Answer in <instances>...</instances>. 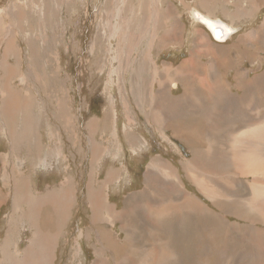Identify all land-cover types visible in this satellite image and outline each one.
Segmentation results:
<instances>
[{
	"label": "rangeland",
	"instance_id": "rangeland-1",
	"mask_svg": "<svg viewBox=\"0 0 264 264\" xmlns=\"http://www.w3.org/2000/svg\"><path fill=\"white\" fill-rule=\"evenodd\" d=\"M199 12L228 18L233 38L217 44ZM5 25L20 54L8 55L17 68L7 81V42L0 47V264H27L46 240L38 264H264V222L251 206H264V176L243 174L228 157L230 134L238 140L264 121L260 0H0ZM7 86L25 109L2 112ZM245 148L264 160L263 143ZM24 171L29 193L58 189L48 193L58 205L32 213L13 199ZM201 182L221 193L220 205Z\"/></svg>",
	"mask_w": 264,
	"mask_h": 264
},
{
	"label": "bare ground",
	"instance_id": "bare-ground-1",
	"mask_svg": "<svg viewBox=\"0 0 264 264\" xmlns=\"http://www.w3.org/2000/svg\"><path fill=\"white\" fill-rule=\"evenodd\" d=\"M23 6V5H22ZM27 6V5H26ZM194 18L199 22V23H201V24H203L204 26H206L207 27V29L209 30V33L212 35V37L214 38L213 40L215 41V42H218V43H225L226 41H228L231 37H233V35H234V33H235V31H236V28L235 27H233V26H231V25H229L228 23H226V22H224V21H222V20H219V19H215V18H210V17H208V16H206V15H204V14H201V13H195L194 14ZM12 25H5V27L4 28H1L0 27V47H1V45H2V43H5V42H7L6 43V46H5V54H4V58H3V68H4V70H5V72H6V74H5V76H4V78L7 80V81H11V78H12V76H13V74L14 73H10L11 71H13V70H15L17 67H16V65H12L8 60H7V58H8V55H9V53L10 52H14V51H16L15 50V41H14V36L13 35H11L12 33H11V30H13L12 29V27H11ZM11 35V36H10ZM226 39V40H225ZM17 47V46H16ZM19 47V46H18ZM3 51V50H2ZM12 54V53H11ZM15 54H20V50L19 51H16L15 52ZM31 56H33V54L31 55ZM119 57H120V55H118ZM38 57H39V55H38ZM40 58V57H39ZM41 59V58H40ZM119 62H120V58H119ZM239 73H241V72H239ZM31 74H32V77H34L35 76V74H36V71H31ZM260 76V75H259ZM262 77H260L261 78V82H263L264 81V75H261ZM258 78V77H257ZM22 79L26 82V84L28 85V86H30V83H29V78L27 77V76H23L22 77ZM257 80V79H256ZM258 81V80H257ZM6 82V81H5ZM170 81L168 80V83H169ZM262 84H264V83H262ZM162 85H163V83H162ZM250 85V84H249ZM248 85V86H249ZM173 87H175L176 85L175 84H173L172 85ZM43 88H44V85L42 86ZM262 87V86H261ZM250 88V87H249ZM5 89V88H4ZM20 89V88H19ZM9 89H8V86L6 87V90H5V92H6V94L4 93V101H3V111L2 112H4L5 114H7L8 112H9V110H11V111H17V110H19V109H21V110H23V109H25L26 108V102H25V99L24 98H20V95L17 93V92H15V93H13L12 91L11 92H9L8 91ZM261 90V89H260ZM27 93V92H26ZM204 95L206 96V97H208V93H207V91H204ZM209 96H213L212 94H210L209 93ZM252 96V95H251ZM263 96H264V86H263ZM187 97V94H185V96L183 97V99L184 98H186ZM247 98H250V91L249 90H247V85L245 86V89H244V93L242 94V97H241V99H240V101H241V104H242V107L243 108H245L247 105L246 104H248V102L249 101H247L246 102V99ZM175 103L176 102H178L177 100H174V99H172ZM248 100V99H247ZM155 104V103H154ZM1 106V105H0ZM237 109V108H236ZM27 110V109H26ZM238 110V109H237ZM170 110L169 109H167V110H165L164 111V113L165 114H167L168 112H169ZM226 115L224 116V119H225V121H226V126H227V129L229 130V132H232V130H231V128H232V126L236 123V121H235V119H234V117H230L229 116V114L228 113H231V110H229V109H226ZM262 112H264V105H263V107H262ZM14 113V112H13ZM234 113H235V110H234ZM239 117V116H238ZM246 118H248V116L246 115V114H243V119H242V121L243 122H245V120H246ZM205 119V118H204ZM220 120H221V118H220ZM9 122V121H8ZM11 122V121H10ZM247 124V123H246ZM252 124V123H251ZM209 126V125H208ZM249 126H250V124H249ZM248 127V126H247ZM242 129V128H241ZM93 130V129H92ZM247 131L246 132H242V137L241 138H239V136H238V140H240V141H238V140H236L235 138H234V136H233V134H230V136H229V143H230V145L232 144V146L234 147L233 149H234V152H230V156H228L230 159H231V162H235V163H238L239 165L241 164L243 167H244V171H243V174H244V172L246 173L247 172V174H252V175H254V177H256L257 175H263L264 176V160H261L258 156H257V151H256V153H254V152H251L250 150H248V149H246L245 147L247 146V148H248V145H261L262 143H263V146H264V142H263V138H264V121L263 122H261L260 124H258V125H255V126H253V125H251V127L249 128V129H246ZM243 131H245V130H243ZM117 133V132H116ZM234 133H237V132H234ZM113 134V133H112ZM236 135V134H235ZM238 135H240V134H238ZM181 138H183V136L181 137ZM237 138V137H236ZM253 138V140L251 141V139ZM189 141V140H188ZM243 143H242V142ZM251 147V146H250ZM249 147V148H250ZM259 147V146H258ZM261 147V146H260ZM252 148H253V146H252ZM251 148V149H252ZM254 149V148H253ZM259 149H261V148H259ZM263 150V149H262ZM260 151V150H259ZM258 151V152H259ZM210 153H211V151H210ZM222 154V152L220 151V152H218L217 154H216V156H219V155H221ZM261 154V153H260ZM196 156L197 157H195V158H198L197 159V161H199V157H198V154H196ZM263 157V156H262ZM191 160H193V159H191ZM194 162H195V164H196V159L194 160ZM208 163L209 164H211L212 165V163H211V161H210V159L209 158H207V160L205 161V163H204V166L206 167V166H208ZM190 166H191V170H190V173H191V179H198V178H196V176H195V165L192 163V164H189ZM235 166V165H234ZM114 167V166H113ZM211 168V167H210ZM239 168V167H238ZM214 169V168H213ZM235 169H236V167H235ZM207 172V171H206ZM205 172V173H206ZM239 172H242V169L240 168V170H239ZM215 173V172H214ZM229 174V173H228ZM242 174V173H241ZM150 176H151V172H150ZM217 176H219V175H217ZM239 176V175H238ZM154 177H157L155 174H154ZM264 178V177H263ZM262 178V179H263ZM153 179V178H152ZM151 179V180H152ZM218 179V178H217ZM253 181H254V183H256V180H255V178L253 179ZM258 181V180H257ZM66 182L67 183H71V180H70V178H68V179H66ZM155 182H156V184L155 185H157V183H158V181H156L155 180ZM222 183V182H221ZM24 185H25V183H24ZM152 185V184H151ZM154 185V186H155ZM206 185V184H205ZM21 186V185H20ZM153 186V187H154ZM206 186H208V185H206ZM148 187V186H147ZM25 188V187H24ZM211 188V187H210ZM210 188H201L202 190H204V191H206L207 190V192H206V195L209 197V198H211V200H212V202H214L216 205H218L219 204V202L217 201L218 200V198L220 197L221 198V196H219V195H217V194H215V192H216V190H214L215 188H213V190H212V192H210L209 191V189ZM19 189V188H18ZM154 190H155V188H154ZM66 191H62V193H65ZM69 192V190L67 191V193ZM52 194H53V192H51ZM89 193H91V190L89 189ZM221 194V193H220ZM49 195V194H48ZM69 195V194H68ZM257 196H260V197H264V190H263V192H261V193H257ZM23 197V196H22ZM21 197V198H22ZM25 197V196H24ZM41 197V196H40ZM56 197V195H50V197L48 198H44V199H40V200H37V203L35 204V208H36V210H38L39 211V209L41 208V206H45V205H51V204H56V205H58L57 204V202L56 201H54L55 199L58 201V199L57 198H55ZM186 197V196H185ZM187 198V197H186ZM13 199H16V198H13ZM38 199V198H37ZM148 199V198H147ZM185 199V198H184ZM16 200H19V199H16ZM22 200V199H21ZM61 200H62V198H61ZM23 201V200H22ZM184 201V200H183ZM19 202V201H18ZM17 202V203H18ZM225 202H227V203H229V204H235L236 203V201H234V200H228V201H225ZM246 202H248L247 200H246ZM253 202V201H252ZM184 203V202H183ZM185 204V203H184ZM256 204V202H253V203H251V206H252V208H255V209H258V211H259V213H260V221L261 222H264V206H261L260 204H258L257 206L255 205ZM199 205V204H198ZM220 205V204H219ZM15 206V205H14ZM64 205H62V203H61V201H60V203H59V208H62ZM197 206V205H196ZM16 207V206H15ZM68 209V208H67ZM35 210V209H34ZM199 210V209H198ZM67 211V210H66ZM37 212V211H36ZM66 213V212H65ZM47 215V214H46ZM243 221H244V219H242ZM258 221H259V218L257 219ZM58 221V220H57ZM227 221V220H226ZM232 224H234V223H232ZM41 225H42V223H41ZM254 229V228H253ZM246 230V229H245ZM256 230V229H255ZM43 233V232H42ZM45 233V232H44ZM43 233V234H44ZM48 233V232H47ZM258 233V232H257ZM260 233V232H259ZM246 235V234H245ZM252 235V234H251ZM260 235V234H259ZM35 236L37 237V234H35ZM261 236V235H260ZM263 236V235H262ZM261 236V237H262ZM264 237V236H263ZM45 238V237H44ZM43 238V239H44ZM108 239H112V236H110V234H109V236H108ZM256 239V238H255ZM238 243H239V241L240 240H242V241H244V242H246V237L244 236V235H240V237H238V238H236L235 239ZM7 241V240H6ZM121 241V240H120ZM45 245H43L42 246V248H41V245L39 246V248H41V249H39L38 250V252L36 253H33V255L30 257V258H28V260H29V262L27 263V264H38V260H41V256L43 255V252H44V249H45V247H46V244H48L49 243V241L48 240H46L45 242ZM10 244V243H9ZM39 244V243H38ZM244 244H246V243H244ZM249 244V243H248ZM241 245V244H240ZM259 245V244H258ZM116 246V245H115ZM260 246V245H259ZM5 247V246H4ZM121 247V246H120ZM243 247V246H242ZM245 247V246H244ZM261 247V246H260ZM2 248V247H1ZM29 248V247H28ZM31 248V247H30ZM108 248V247H107ZM112 248V247H111ZM240 248V247H239ZM248 247H246V249H247ZM262 248V247H261ZM27 249V248H26ZM109 249V248H108ZM112 249H114V248H112ZM111 249V250H112ZM121 249V248H120ZM240 249H243V248H240ZM245 249V248H244ZM249 249V248H248ZM5 250V249H4ZM29 250H31V249H29ZM116 250V249H115ZM126 250V249H125ZM253 250V249H252ZM124 251V250H123ZM263 250L262 249H259V248H257L256 249V251L255 252H262ZM22 252V251H21ZM166 253H164L163 254V257H162V259H166V256L168 255V257L169 258H171V256H172V253L171 252H168V249H167V251H165ZM244 252H246V250L244 251ZM244 252H243V254H244ZM248 252V251H247ZM7 253V252H6ZM23 253V252H22ZM30 253V252H29ZM32 253V252H31ZM114 253H115V251H114ZM118 253H120V252H118ZM123 253V252H122ZM256 253V254H257ZM121 254V253H120ZM242 254V253H241ZM240 254V255H241ZM252 254H253V252H252ZM259 254V253H258ZM257 254V255H258ZM9 255V254H8ZM245 255V254H244ZM249 255V254H248ZM254 255V254H253ZM28 256V255H27ZM119 256V255H118ZM122 256V255H121ZM120 256V257H121ZM226 256V255H225ZM26 256H24V258H25ZM150 257V256H149ZM245 257V256H244ZM8 258V257H7ZM232 258H234V256L232 257ZM237 258H239V257H237ZM235 259H236V257H235ZM257 259V258H256ZM11 260V259H10ZM147 260H151V259H146V261ZM173 260V259H172ZM234 260V259H233ZM238 260V259H237ZM13 261V260H12ZM11 261V262H12ZM229 261V260H228ZM235 261V260H234ZM239 261V260H238ZM222 262V261H221ZM15 263V262H14ZM24 263V262H23ZM22 263V264H23Z\"/></svg>",
	"mask_w": 264,
	"mask_h": 264
},
{
	"label": "crops",
	"instance_id": "crops-1",
	"mask_svg": "<svg viewBox=\"0 0 264 264\" xmlns=\"http://www.w3.org/2000/svg\"><path fill=\"white\" fill-rule=\"evenodd\" d=\"M261 1V3H263V5H264V0H260ZM256 5H258V3L256 4ZM243 10H244V8L242 9V12H243ZM246 11H249V9H246ZM241 12V13H242ZM200 13V12H199ZM202 14V13H201ZM234 13L233 12H231V15L229 16L228 15V17H231L232 15H233ZM212 15V14H211ZM248 15H250V14H248ZM206 16H208V17H213V18H215V19H219V18H217L216 16H210V14H208V15H206ZM220 17V16H219ZM222 19H224V20H222V21H224V22H226V23H228L229 25H231V26H233L234 27V25L232 24V23H229L228 22V18H226V17H221ZM249 18V17H248ZM250 19V18H249ZM219 20H221V19H219ZM250 21V20H249ZM248 23V26H249V24H250V22H247ZM212 38V37H211ZM233 38V37H232ZM231 39V38H230ZM229 39V40H230ZM204 40V39H203ZM213 40V39H212ZM204 42H208V41H205L204 40ZM228 41H226L225 43H227ZM217 44H224V43H218V42H216ZM240 45V44H239ZM238 49H240V48H238ZM226 59V58H225ZM228 61V60H227ZM202 158H199V160H201ZM207 159H205L204 160V163H205V161H206ZM15 168V167H14ZM13 170V169H12ZM23 170V169H22ZM20 174V173H19ZM19 174L18 175H16L17 176V178L18 177H20L19 176ZM27 172L26 171H24V172H22V175L26 178V181L27 182H21V183H18V182H14V188H15V193H14V195H15V198L16 199H19V200H17V201H19V203H22V204H24V205H26V206H28V208L30 209V211H32L33 210V212L32 213H34V209H35V202L37 201V200H40V199H42V198H44V197H50V195H48V193H51V192H53V191H57L58 189H56V190H51V191H48L45 195H43L42 197H40V198H35L34 197V194H30L29 193V191H28V188H27V185H30L29 184V182L31 183V185H32V187L34 186V184L32 183V181H31V179L27 176ZM7 175H10L9 173H7V172H5V177L7 176ZM195 176H196V178H197V174H196V172H195ZM1 177H3V175H2V173H0V178ZM68 178H70V177H66L65 178V181H66V179H68ZM28 180H29V182H28ZM24 183H25V185H24ZM211 184V182H201V183H199V187H201V188H204V185L206 184V185H208V184ZM66 184V183H65ZM21 185V186H20ZM25 187V188H24ZM215 187H217L216 185H215ZM19 188V189H18ZM200 188V189H201ZM1 189V188H0ZM216 190V189H215ZM201 191H202V189H201ZM182 192V191H181ZM203 192V191H202ZM218 193V194H217ZM205 194V193H204ZM215 194H217V195H219V196H221L222 197V195L218 192V191H216L215 192ZM206 195V194H205ZM23 196V197H22ZM25 196V197H24ZM185 196V195H184ZM207 196V195H206ZM19 197V198H18ZM22 197V198H21ZM186 197L188 198V196L186 195ZM208 197V196H207ZM35 198V199H34ZM209 198V197H208ZM23 201H22V200ZM35 200V201H34ZM211 200V199H210ZM62 201V200H61ZM71 202L68 200L67 202H65V207L66 208H69V207H71ZM45 207H51L52 209H53V206L52 205H45L43 208H41V210L43 211V209L45 208ZM17 209V211H19V208H16ZM210 214H211V212H209ZM227 222L230 224V222L227 220ZM233 230H235V229H233ZM246 232H248V229L246 230V231H244L243 232V234H246ZM251 233V232H250ZM250 233H249V235H250ZM125 240V243H126V247H130L128 244H127V241H130V239H128V238H125L124 239ZM236 241V240H235ZM103 249H106L107 250V252H111V251H113V250H111V248H105V247H103ZM134 249H128V248H126V250L124 249V251L125 252H127V254H128V256H127V258H130V260H133V259H135V258H132V257H130L129 255L130 254H132V251H133ZM157 250V249H156ZM164 251H167V250H164ZM134 252V251H133ZM156 252V251H155ZM168 252H171L172 253V251H171V249L169 250L168 249ZM135 253V252H134ZM107 253H105V256L101 253L100 255H102V257H101V259L103 260V259H107L108 257H107V255H106ZM173 254V253H172ZM154 256L152 255V257L151 258H153ZM233 257V256H232ZM231 257V258H232ZM151 258H149V259H151ZM145 259H147V258H145ZM108 260V259H107ZM166 260V259H165ZM109 262V261H108ZM108 262H107V264H108ZM127 263V261L124 259V262L123 261H121L120 262V264H126ZM106 264V263H105Z\"/></svg>",
	"mask_w": 264,
	"mask_h": 264
},
{
	"label": "flooded vegetation",
	"instance_id": "flooded-vegetation-1",
	"mask_svg": "<svg viewBox=\"0 0 264 264\" xmlns=\"http://www.w3.org/2000/svg\"><path fill=\"white\" fill-rule=\"evenodd\" d=\"M210 16H212V15H210ZM211 18H213V17H211ZM250 25V24H249Z\"/></svg>",
	"mask_w": 264,
	"mask_h": 264
}]
</instances>
